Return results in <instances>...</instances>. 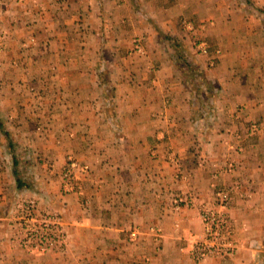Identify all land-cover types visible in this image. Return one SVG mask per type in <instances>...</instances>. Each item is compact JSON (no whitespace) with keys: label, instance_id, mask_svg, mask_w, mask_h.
<instances>
[{"label":"rangeland","instance_id":"374dc122","mask_svg":"<svg viewBox=\"0 0 264 264\" xmlns=\"http://www.w3.org/2000/svg\"><path fill=\"white\" fill-rule=\"evenodd\" d=\"M8 1L24 2V0ZM127 1L133 11V17L129 19L124 16L119 23L112 21L110 24V14L107 11L112 4L106 5L107 9L101 15L95 13L91 16L93 33L91 36L83 33L86 31V25L89 27V13L87 12L88 16L84 20L85 6L77 7L75 19L70 25H73L77 34L76 42L80 45L68 56L62 51L65 46L74 47L71 35L61 32L58 37L57 34L48 35L42 30L38 31L39 26L37 24L33 26V20H29L27 24L26 15L25 23L20 20L23 26H19L14 20L9 22L8 12L5 13L0 4V253L10 250L13 251L12 254L18 251L24 256L5 264H19L18 261H24L25 264H45V261H42L44 257L68 256L67 254L72 250L70 248L72 234L67 222L76 215L72 211L75 209L71 210L67 205L66 198L72 195L83 197L85 181L97 186L100 184L91 175L88 162L68 156L63 163H58L50 157L49 150L43 142H37V138H42V141L45 137L50 139L53 135L52 128L54 132L58 131L56 126L61 116L63 119L67 118L58 114L55 98L58 91H63L62 87L58 86L57 74L64 73L62 70L66 62L62 58L65 56L70 58L73 64L75 62L81 64V74L89 75L91 72L92 76L96 77V81L99 80V83L90 82L89 89L98 92L101 90L103 97L108 94L105 107L106 111L108 110L107 121L112 128L117 124L122 125V122H135L137 118H147L150 122L155 120L160 125L171 124L173 120L184 129L191 128L187 132L192 135L193 143L199 139L206 141L210 138L216 141L218 147L223 149V160H210L206 156L209 153L204 152L203 157L198 161V164L210 174L212 198L205 199L189 190L172 196L169 201L173 212L178 216H182L185 208H196L200 220V231L189 233L186 243L179 248L180 253L188 254L194 263H198L207 257L227 260L237 252L239 216L232 214V206L237 200L246 204L254 193L252 181L242 178L240 157L245 152L247 144H250V148H255V142L260 138L264 139V101H256L261 113L256 110L252 114L247 110L245 102L234 99L225 104L222 101L224 88L210 71L223 57L227 37L234 38L235 40H232L234 42L238 36L222 33L224 28L220 31L213 29L222 26L217 24L216 17L220 14L225 16L227 11L235 12L238 7L241 16L244 15L246 20L255 21L251 24L258 33L251 36L253 42L264 43L262 0L247 2L213 0L218 2L219 6H224L221 13L201 15L202 12L198 11L189 16L178 15L175 20L179 30L177 29L175 33L159 24L160 13L155 15L147 11L143 0ZM168 1L174 2V0ZM80 5L83 6V3ZM86 5L90 7L91 4ZM105 15L107 19L104 18ZM99 31L103 34H97ZM167 35L177 39L185 53L203 70L206 78L214 80L219 86L213 100L208 101L206 95L202 96L201 83L197 84L200 97L198 100L192 99L191 85L189 86L188 79L179 65L180 62L174 55V47L167 39ZM63 38L66 40L63 41ZM151 38L152 42L160 44L161 52L173 63L177 71V80L180 79L181 84L185 86L188 106L186 120L177 115L165 116L163 110L144 113V109H139V106L133 109V104H131L132 108L119 110L120 112L115 109L118 107L113 97L117 89L116 78L129 79L140 74L141 79L143 76H149L146 81L149 87L152 86L153 79L150 77L156 66L151 57ZM202 41L208 46V53H201L197 48V43ZM244 41L241 38L237 44L245 48L248 44L251 47V40ZM45 42L47 44L42 45ZM185 42H189V47ZM55 61L63 67L56 66ZM135 65L138 71L133 69ZM240 70L242 74L244 68ZM10 80L12 82L9 84ZM235 85L234 89H238L237 83ZM62 86L68 89L67 85ZM174 86L179 90L178 83ZM10 95L13 97H10V102L7 103ZM65 100H68L67 97ZM170 103V99L164 97L161 107H166ZM203 110L205 113L202 112ZM91 116L94 117L95 122L97 115ZM163 138L162 136L161 139ZM197 149L201 150V147ZM157 154L153 151L151 155L150 152V157H157ZM176 154L169 149L164 156L172 164L175 177L186 180L188 175L183 171L181 160ZM197 154L199 155V152ZM221 177L225 180L219 181ZM87 202L84 197L82 204L87 205ZM78 203L80 205L81 202ZM206 210H212L218 220L228 225L230 249L221 248L218 242L206 240L203 221V213ZM179 221L175 222L176 227L180 226ZM127 231V238L131 243L136 244L149 237L154 250L158 251L161 247L162 230L159 226L131 224ZM63 260L61 264H68ZM254 260L261 262L257 264H264V258L260 256ZM149 261L148 256H142L138 264H148ZM80 264H84L83 257Z\"/></svg>","mask_w":264,"mask_h":264},{"label":"crops","instance_id":"0c3cea01","mask_svg":"<svg viewBox=\"0 0 264 264\" xmlns=\"http://www.w3.org/2000/svg\"><path fill=\"white\" fill-rule=\"evenodd\" d=\"M143 2L147 11L155 15L160 13L159 24L174 33L179 30L175 20L178 15L189 16L198 11L202 12L201 15H212L219 14L224 9L223 5L219 6V3L213 0L174 2L143 0ZM261 2L264 7V0ZM80 3H83V6ZM0 4L5 13L8 12L9 22L14 20L19 26H23L20 20L25 23L26 15L27 24L29 20H33V26L36 24L39 26L38 31L42 30L48 35L57 34L58 37L61 32L71 35L74 47L64 45L62 51L67 56L80 45L76 42L77 34L73 25H70L75 19L77 7L85 6L84 20L88 16L87 12L89 13V27L86 25L87 33L86 31L83 33L90 36L93 34L91 16L95 13L101 15L107 9L106 5L112 4L107 11L110 14V24L112 21L119 23L124 16L129 19L133 17L127 0H24L22 3L0 0ZM86 4L91 5L88 7ZM211 9L214 11H209ZM104 18L107 19V15ZM216 18L217 24L222 26L213 30L220 31L224 28L222 33L238 36L234 42L232 41L234 38L227 37L225 50L222 49L224 55L210 71L224 88L222 101L226 104L236 99L245 102L251 114L256 110L260 111L256 101H264V43L253 42L251 38L258 33L251 24L255 21L246 20L244 15L241 16L238 7L235 12L227 11L225 16L220 14ZM97 34L103 32L99 31ZM241 38L242 41L251 40V47L248 44L247 48L237 44ZM44 39L46 40V37ZM65 40L66 38H63V41ZM63 41L60 39L62 44ZM185 43L189 47V42ZM46 44L45 42L42 45ZM160 48V44L152 42L151 38V57L156 66L151 72L152 86L149 87L146 81L149 76H143L141 79L140 74H136L129 79L116 78L117 89L113 97L118 107L115 109L119 111L132 108L133 104V109L139 106V109H144V113L163 110L165 116L177 115L186 120L188 106L185 86L181 84L180 79L177 80V71L173 63L165 57ZM62 59L66 62L64 67L58 65L56 61L55 65L64 68L62 70L64 73L57 74L58 86L62 87L63 91H58L55 98L58 114L67 118L63 119L61 116L56 126L58 131L54 132L52 128L53 135L50 139L45 137L43 138L45 141H42V138H37V142H43L49 150L50 157L58 163H63L68 156L88 162L91 175L100 184L97 186L85 181L83 197L72 195L66 198L67 205L71 210L75 209L72 211L76 215L67 222L72 234L71 253L65 258L44 257L42 261L44 260L45 264H61V260L64 259L63 261H67L68 264H80L83 257L84 264H138L140 257L148 256L150 259L148 264L261 263L255 262L254 259L259 256L264 258V139L257 140L255 148H250V144H247L245 152L240 157L242 178L252 181L254 193L246 204L237 200L232 206V214L239 216L237 252L227 260L207 257L194 263L188 254L180 253L179 248L186 243L190 232L198 233L201 229L197 210L194 207L185 208L182 216H178L173 212L169 199L189 190L200 197L211 199L210 174L198 164V161L204 152L209 153L206 156L210 160H223V149L218 147L213 138L206 141L199 139L193 143L192 135L187 132L191 128L184 129L173 120L171 124L160 125L155 120L150 122L147 118H137L135 122H122V125L117 124L112 128L107 121L108 110L106 111L105 107L108 94L103 97L101 90L98 92L89 89V83L96 81V77L94 78L91 72L89 75L81 74V64L76 62L73 64L70 58L65 56ZM136 67L133 66V69L138 71ZM243 68L241 74L239 71ZM11 82L12 80L9 84ZM96 82L99 83V80ZM175 83L179 84V90L174 86ZM236 83L238 89H234ZM62 85H67L68 89ZM10 97L13 96H9L7 103L10 102ZM65 97L68 100H65ZM164 97H168L171 102L167 108L161 107ZM91 115H97L95 122ZM199 146L201 150L197 149ZM169 149L177 153L181 160L183 171L188 175L186 180L175 177L172 164L164 156ZM153 151L158 153L157 157H150V152L152 155ZM224 180L223 177L219 179ZM84 197L88 201L87 205L82 204ZM78 201L81 202L80 205ZM178 220L180 226L176 227L175 222ZM131 224L159 226L162 230V242L158 251L150 244L149 237L136 244L129 242L127 230ZM12 253L10 250L0 253V264L11 263L12 259L24 257L21 252ZM18 263L25 264L24 261Z\"/></svg>","mask_w":264,"mask_h":264},{"label":"trees","instance_id":"16d2710c","mask_svg":"<svg viewBox=\"0 0 264 264\" xmlns=\"http://www.w3.org/2000/svg\"><path fill=\"white\" fill-rule=\"evenodd\" d=\"M244 1L247 2L248 0ZM166 37L170 42H172L175 51L174 55L180 62L179 65L181 66L182 71L185 73V76L188 79L189 86L191 85V93L193 94L192 99L197 98L198 100V98L200 97L197 84L201 83V87L203 90L202 96L206 95L208 101L213 100V97L219 89V86H217L214 80H209L206 78L203 70L197 66L194 60L187 53H185L184 48L180 44H178L179 42L177 41V39L172 38L168 35ZM191 82L193 84H191ZM202 112L205 113V110H203Z\"/></svg>","mask_w":264,"mask_h":264},{"label":"built area","instance_id":"2783aa9c","mask_svg":"<svg viewBox=\"0 0 264 264\" xmlns=\"http://www.w3.org/2000/svg\"><path fill=\"white\" fill-rule=\"evenodd\" d=\"M197 48L201 53H208V46L204 41L197 43ZM204 229L206 240L210 242H218L221 248L230 249L231 242L228 239V225L218 220L212 210H206L203 213ZM226 231V232H225Z\"/></svg>","mask_w":264,"mask_h":264}]
</instances>
